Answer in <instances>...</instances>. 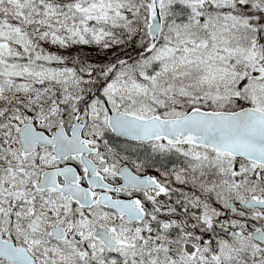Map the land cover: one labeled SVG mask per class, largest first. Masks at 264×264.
Returning <instances> with one entry per match:
<instances>
[{
    "label": "snow or ice",
    "instance_id": "1",
    "mask_svg": "<svg viewBox=\"0 0 264 264\" xmlns=\"http://www.w3.org/2000/svg\"><path fill=\"white\" fill-rule=\"evenodd\" d=\"M0 264H264V0H0Z\"/></svg>",
    "mask_w": 264,
    "mask_h": 264
}]
</instances>
